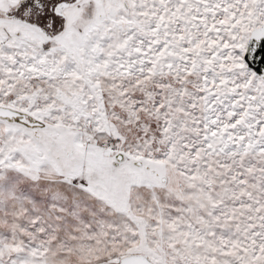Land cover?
I'll return each mask as SVG.
<instances>
[{"label": "snow or ice", "instance_id": "6c2138e0", "mask_svg": "<svg viewBox=\"0 0 264 264\" xmlns=\"http://www.w3.org/2000/svg\"><path fill=\"white\" fill-rule=\"evenodd\" d=\"M0 264H264V0H0Z\"/></svg>", "mask_w": 264, "mask_h": 264}]
</instances>
